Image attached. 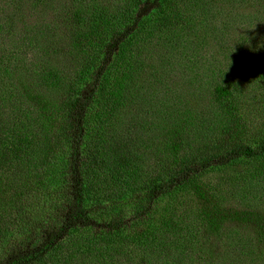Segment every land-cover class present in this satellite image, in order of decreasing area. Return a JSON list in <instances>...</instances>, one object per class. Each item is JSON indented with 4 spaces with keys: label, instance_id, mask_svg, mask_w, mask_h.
Returning <instances> with one entry per match:
<instances>
[{
    "label": "trees",
    "instance_id": "16d2710c",
    "mask_svg": "<svg viewBox=\"0 0 264 264\" xmlns=\"http://www.w3.org/2000/svg\"><path fill=\"white\" fill-rule=\"evenodd\" d=\"M0 264H264V0H0Z\"/></svg>",
    "mask_w": 264,
    "mask_h": 264
},
{
    "label": "rangeland",
    "instance_id": "374dc122",
    "mask_svg": "<svg viewBox=\"0 0 264 264\" xmlns=\"http://www.w3.org/2000/svg\"><path fill=\"white\" fill-rule=\"evenodd\" d=\"M235 11H236V9H235ZM33 13H35V14L37 15V12H33ZM36 19H37V18L34 19V17H33V18H29V20H31V21H33V22H36ZM247 72H248V73L250 72V70H249L248 68H244V69H241V70H240V74H243V75H244L245 73H247Z\"/></svg>",
    "mask_w": 264,
    "mask_h": 264
}]
</instances>
